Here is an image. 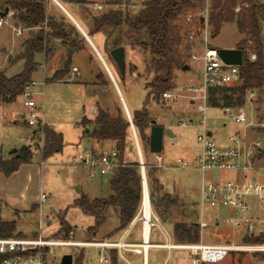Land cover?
<instances>
[{"label":"rangeland","instance_id":"1","mask_svg":"<svg viewBox=\"0 0 264 264\" xmlns=\"http://www.w3.org/2000/svg\"><path fill=\"white\" fill-rule=\"evenodd\" d=\"M60 1L64 3V0ZM258 1L261 5H264V0ZM89 2L100 4L103 7L101 11L94 12L88 5L89 7L85 9L92 15H98L108 10H126L134 14L139 9L142 0H128V4H122L121 6L107 4L108 0H89ZM64 5L77 20L80 19L82 20L81 23L84 22L87 25L89 17L82 8L69 3ZM51 6L49 8L50 13L53 10ZM9 20L6 19V23L0 31V71H4L5 75L10 78L22 71L23 63L19 61L9 65L8 59L13 60L17 56L18 42L26 38L27 34L23 33L20 38L15 37L12 31L13 22ZM205 29V26H202L199 38L195 43L196 49L187 60L190 70L176 72L175 88L167 91L178 95L176 101H167L161 96L159 102L150 101L147 104L150 118L157 125L163 127L164 130H170L173 134V138L163 137V149L160 154L163 161H158L154 155L150 154L148 149L144 159L141 154L143 165L145 163L149 168L156 170L154 176L158 181V186L162 185V192H167L178 200V205L169 210L165 222H162L159 215L151 207L153 214L170 235L172 224L178 222L190 224L191 222H199L201 219L199 209L201 175L195 169L193 161H188L181 154L182 151L191 155L198 152L192 134V125L200 117L196 112V104L201 101L195 100V104L190 102V96L186 93L185 88L197 84L196 75L200 69V57L205 46L215 50H231L235 49L237 43L242 39L234 23L225 24L215 38L210 36V30L207 29L206 41L203 40ZM93 41L98 45L96 49L103 58L100 52L103 50V37L101 35L94 36ZM87 44L86 49L72 53L69 72L65 78L69 81L67 83L48 85L44 83V80L60 69L66 60L64 47H61L62 55L60 59L56 56L59 46H57L54 56L48 61H45L44 56L41 54L35 56V62L39 67L32 75L34 86H30L26 90V92L31 93V99L36 103L37 108L34 112L40 118L42 117L44 122L46 120L49 125L43 124L62 134L64 146L60 153L54 154L45 160L41 158L43 136L36 133V127L32 128L23 123L29 111L24 106L26 99L23 96H19L11 104H0V156L8 159L24 146H27L33 153L30 163L21 165L10 176V179H7L9 177H1L0 196L3 198L2 201L0 199V221L15 223L14 236L25 238L38 236L48 240L60 239L56 237V234L61 221H64L71 228L73 241L111 243V232L117 226V219L112 210L108 211L106 222L99 232L91 237L86 231L93 226V218L82 214L78 208L73 206V202L82 195L89 200L108 197L110 195L108 182L111 177L109 174L105 176L95 175L93 178H88L87 170L74 162V156L92 150L107 155L113 151L112 142L98 144L90 139H80L81 128L76 123L83 115L89 119L95 116V103L97 101L102 109H107L110 112L114 109L117 100L122 106L108 74L92 47L89 43ZM2 48H4V52ZM192 56H196V60H193ZM147 57L138 50L125 48V75L120 85L109 69L124 103L130 111L140 110L146 100L147 91L144 89V82L149 78L144 72V60ZM132 67L135 70L131 71ZM72 68H76L77 73L72 72ZM97 74H101V78L95 81ZM242 110L246 116V123L237 125L231 121L223 110L206 107L207 130L214 135L215 140L220 144H225L227 138L232 134L238 132L243 136L246 133L244 136L247 137L248 135L247 142L259 140L264 149V127L259 126L251 131L252 128L247 126L248 123L254 127L259 123H264V86L261 92L255 90L253 97H249L247 94ZM179 123H184L185 126L179 127ZM31 134L37 137V140L26 143L25 139ZM147 134H149V131H147ZM131 135L136 159L139 161L132 132ZM136 139L138 142L137 137ZM37 143L39 144L38 148L36 147ZM13 150H16V152L11 154ZM179 158L186 161L188 167H179L176 163ZM234 176L230 173L206 174V177L212 180L221 177V179L232 181ZM240 182H243V180L241 179ZM40 193L45 196V201L41 206H39ZM7 197L11 202L8 203ZM249 202L251 204L254 200L249 199ZM251 208L253 209L252 213L256 214V207L253 203ZM229 211L231 210L219 207L205 208L202 212V219L209 224L208 231H212L214 224L217 222L218 229L216 230L218 232L232 234L230 226L224 223L232 217ZM140 218L141 215L135 220L129 232V241L139 243L142 233ZM130 227L131 224L127 229ZM156 232L160 233L155 227L152 230L151 242H164L165 240L161 238L162 235L159 240L155 239ZM206 233H203V236ZM172 241L176 242L174 239ZM238 244L246 243L241 239V243ZM53 252L55 255L54 264L60 263L64 255H72L73 264L76 257L78 258L80 255L83 256L81 264H98L100 257V249L94 247H56ZM150 252L156 253V255L160 254L158 250H151ZM104 254L105 252L102 253V255ZM117 264L137 263L132 261L129 263L118 259ZM188 264H191L190 259ZM217 264H264V253H232Z\"/></svg>","mask_w":264,"mask_h":264},{"label":"trees","instance_id":"2","mask_svg":"<svg viewBox=\"0 0 264 264\" xmlns=\"http://www.w3.org/2000/svg\"><path fill=\"white\" fill-rule=\"evenodd\" d=\"M67 11L64 4L77 5L89 17L87 25L77 20L88 38L95 35L103 37V59L120 85L124 76L110 58L109 52L123 47L138 50L147 55L144 60V72L147 79L144 89L147 91L144 106L140 110L130 111V119L138 138L140 152L143 156L149 151V134L152 119L147 110L150 101L159 102L162 94L175 88L176 72H187L190 67L187 60L196 49V42L188 39L193 35L195 40L207 21L210 36L215 38L225 24L234 23L242 39L236 48L242 52V64L239 67V82L237 84L208 90L207 105L214 109L240 108L245 104L249 92L262 91L264 86V5L258 0H142L136 13L126 10H108L98 15H92L85 9L91 3L89 0H57ZM107 4L121 6L128 0H108ZM52 5V6H51ZM89 5V6H88ZM53 7L50 13L49 8ZM5 9L12 12L11 21L14 27L27 31L18 47L17 56L8 64L21 61L22 71L13 77H7L0 71V104H11L32 85V75L39 65L35 56L41 54L48 61L54 56L57 46L64 47L66 60L62 67L44 80L46 85L67 83L65 79L70 68L67 50L73 53L87 46V41L70 21V19L51 0H0V13ZM55 9V10H54ZM206 12V15H205ZM191 14L190 22L186 21ZM250 54L255 60H250ZM106 55V57H105ZM110 61V62H109ZM111 66H110V65ZM187 66L188 70L184 71ZM135 68H131V71ZM197 76V75H196ZM101 74L95 76V81ZM96 113L92 118L82 116L76 125L81 128L80 139H90L98 144L112 142L116 153L118 166L113 169L109 179L110 195L106 198L89 200L82 195L73 202L82 214L93 218V226L86 231L94 237L106 222L109 210H112L117 226L111 236L125 231L134 220L142 202V178L138 159L134 149L131 127L123 107L118 100L110 112L95 103ZM36 133L43 136L41 158L48 159L60 153L64 146L63 136L52 127L38 123ZM39 144H36L38 148ZM33 153L27 146L8 159L0 156V173L9 177L21 165L30 163ZM147 181L149 199H155L151 207L165 222L171 208L178 205L176 197L162 192V185L154 174L156 170L143 165ZM34 209V208H32ZM72 233L67 223L61 221L56 237L68 239ZM170 234V233H169ZM15 235V223L0 221V238ZM152 235V233H151ZM172 239L178 245L198 244L200 241L199 226L196 222L190 224L178 222L172 224ZM242 240L246 244H264V233L256 236L244 234ZM151 242V236H150ZM110 264H117L116 250L108 251ZM83 256L76 257L74 264H81Z\"/></svg>","mask_w":264,"mask_h":264},{"label":"built area","instance_id":"3","mask_svg":"<svg viewBox=\"0 0 264 264\" xmlns=\"http://www.w3.org/2000/svg\"><path fill=\"white\" fill-rule=\"evenodd\" d=\"M90 7L94 12L101 11L103 8L102 5L96 3H91ZM12 15V12H8L5 18H0V30L6 23V19H11ZM191 19V14L187 15L186 21L190 22ZM203 22V27L205 26L206 28L203 40L206 41L208 26L205 19ZM12 31L15 37H20L23 32L21 28L14 26L12 27ZM188 39L194 42L197 40H195L193 35H189ZM192 59L196 60V56H192ZM250 60H255L254 54H250ZM239 67L224 64L218 57L215 49L205 46L200 57V69L196 76L197 84L187 86L185 91L190 96V102L195 104V100L201 101L196 104V112L200 117L192 125V134L199 149L198 156L195 158L193 165L201 175L200 208L219 207L231 210L233 213L232 217L224 223L236 232L256 236L264 233V182L259 181L257 175L258 173H264V150L262 145L259 140L247 142L246 136H242L238 132L229 136L225 144H220L206 127L205 111L206 107H208V90L237 84L239 82ZM72 72L77 73L76 68H72ZM31 86H34L33 82ZM248 95L249 97H253L254 92H249ZM22 96L26 99L24 106L29 110L23 123L32 128L37 127L38 123L43 125L42 118L34 112L37 106L31 99V93L25 91ZM162 98L167 101H176L178 95L166 92L162 94ZM221 110L229 116L234 124L240 125L246 123V116L242 107H229ZM184 126V123H179V127ZM247 126L251 127V130H254L259 126L264 127V123H259L255 127L248 123ZM34 140H37V137L31 134L25 139V142L29 143ZM154 156L158 161H161L160 155ZM73 160L87 170L88 178H93L95 175H109L118 166L115 151H111L109 155L97 153L94 150L86 151L75 155ZM176 163L181 168L188 167V163L180 158L176 160ZM142 165L143 162L141 160L140 169ZM207 173H230L234 174L236 179L228 181L217 177L212 180L206 177ZM241 179L243 182H240ZM249 199L254 200L252 203L256 207V214L252 213V203L250 204ZM44 201L45 196L40 193L39 206ZM139 215H141L142 233L141 242L138 244L124 242H76L72 240V233L66 240H48L38 236L31 238L18 236L3 237L0 238V264H54L53 259L55 255L53 249L56 247L98 248L100 249L98 264H110L108 251L111 249H115L122 258L123 256L120 251H130L141 257L142 264H147L150 236L153 228L156 227L167 241L170 240V237L151 210L150 231L148 240L145 242L141 206L133 222ZM198 226L199 231H201L208 226V223L202 219L198 223ZM166 247L169 249L186 250L191 264H217L232 253H264V244L204 245L198 243L175 246L167 244ZM103 252H105L104 255H102Z\"/></svg>","mask_w":264,"mask_h":264},{"label":"crops","instance_id":"4","mask_svg":"<svg viewBox=\"0 0 264 264\" xmlns=\"http://www.w3.org/2000/svg\"><path fill=\"white\" fill-rule=\"evenodd\" d=\"M67 13L72 17V15L68 11H67ZM73 20L78 24V22L74 18H73ZM9 21H8V23H9ZM79 27H80V25H79ZM23 33L27 34V31H23L22 34ZM22 34H21V36H22ZM95 36H97V35H95ZM93 38L94 37H92V39L89 38V40L91 41L92 45L96 48V46H98V45L95 44V42L93 41ZM18 43L20 44L21 42H18ZM102 43H103V41H102ZM18 47H19V45H18ZM86 47H88V46H85L84 49H86ZM2 49H3V52H4V48H2ZM9 51H10V49H9ZM61 55H62V51H61V47H59L57 49L56 56H57L58 59H60ZM3 61H5V60H3ZM42 120H43V118H42ZM44 123L49 125L46 120H45ZM251 131H253V130H251ZM244 135H246V133H244ZM247 137H248V135H247ZM198 153H199V149H198V152L196 154H194V155L188 154V152H185V151L181 152V154L184 155L183 156L184 158L188 159V161L192 160L193 162H194L195 158L198 156ZM161 161H163L162 157H161ZM257 175H258V180L264 182V173H258ZM2 176L3 175L0 173V182H2L1 181V179H2L1 177ZM3 177H5V176H3ZM10 178L11 177L9 176V178H7V179H10ZM222 179H224V178H222ZM235 179H236V177L234 176L233 180H235ZM200 187H201V182H200ZM2 198L3 197L0 196L1 201H2ZM7 200H8V203L11 202V200L9 198ZM199 203H200V197H199ZM199 209H200V212H201V214H200V218L201 219L200 220H202V212H203L204 209L200 208V204H199ZM229 212H230V214H233L232 211H229ZM199 222H196V223H199ZM134 223H135V221L131 223V227L129 229H126L122 233H118V234L112 235L111 236V243H118V242L123 243L124 242V243H128V244H138V242H132V241H129V239H128L129 232L132 229V226H133ZM213 227H214L215 231H217V232H215L214 229L212 231H208L209 224H208V226L205 229H202L201 231H199V233H200V242L199 243L204 244V245L238 244V243H241V239L244 236V234L234 231V229L231 228V227L230 228L232 229V234L220 233V232H218V230H216V229H218V223H215ZM205 232H207V233H206L205 236H203V233H205ZM168 235L170 237L169 241H167L164 236L161 237L160 233L159 234L157 232L155 233L154 237H155L156 240H159L160 237H161L165 241L164 242H150V247L148 249V255H147V264H188L190 258H189L188 252L186 250L177 249V248H170L169 249V248L166 247L167 244H171L173 246L178 245V244H175L172 241V238H171L169 233H168ZM140 242H141V238L139 240V243ZM151 250H154V251L158 250V251H160V254L156 255V253L155 254L151 253L150 252ZM120 253H121V255L123 256L124 259L120 255H118V253H117L118 259H121V260L129 262V263H130V261H132V262H135L137 264H142V259H141L140 256H137V255L133 254L130 251H120Z\"/></svg>","mask_w":264,"mask_h":264},{"label":"water","instance_id":"5","mask_svg":"<svg viewBox=\"0 0 264 264\" xmlns=\"http://www.w3.org/2000/svg\"><path fill=\"white\" fill-rule=\"evenodd\" d=\"M52 2H54L61 10L62 12L70 19V21L74 24V26L78 29V31L82 34V36L85 38V40L89 43V45L92 47V49L94 50L97 58L99 59L100 63L102 64V66L104 67L106 73L108 74L116 94L118 95V98L120 99L124 112L126 114V117L129 121L134 139H135V143H136V148H137V153H138V158H139V164L141 165V152H140V148L136 139V135L133 129V125L130 119V115L129 112L127 110V107L124 103V100L121 96V93L116 85V82L109 70V68L107 67L105 61L103 60V58L101 57L100 53L97 51V49L92 45L91 41L89 40L88 36L84 33V31L79 27V25L73 20V18L67 13V11L57 2V0H51ZM8 10L5 9L2 13H0V18H5V16L7 15ZM218 57L221 59V61L226 64V65H232V66H240L242 64V52L240 50L237 49H231V50H226V49H218L216 50ZM72 51L71 50H67V54H68V58L69 60L71 59V55H72ZM110 57L112 58V60L114 61V63L117 65L119 72L122 76L125 75V49L123 47H119L116 49H113L110 51L109 53ZM188 67L185 66L184 67V71H187ZM167 136L169 138H173V134L170 130H164L163 127L159 126L156 124V122L154 120L151 121V127L149 130V152L152 155H160L163 149V137ZM16 150H13L11 154L15 153ZM141 178H142V198L144 196V193H146L147 195V184H146V179H145V173H144V167L142 165L141 167ZM150 202L154 203L155 199H149ZM59 264H73V257L72 255H64Z\"/></svg>","mask_w":264,"mask_h":264},{"label":"bare ground","instance_id":"6","mask_svg":"<svg viewBox=\"0 0 264 264\" xmlns=\"http://www.w3.org/2000/svg\"><path fill=\"white\" fill-rule=\"evenodd\" d=\"M148 192V191H147ZM141 214L143 216V222H144V226H143V237L145 242H147L148 240V234L150 231V216H151V206L149 203V196L148 193L146 195V193H144L143 199H142V203H141Z\"/></svg>","mask_w":264,"mask_h":264}]
</instances>
